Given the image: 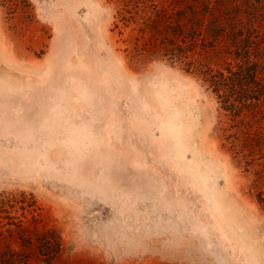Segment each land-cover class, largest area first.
Instances as JSON below:
<instances>
[{
  "label": "rangeland",
  "instance_id": "rangeland-1",
  "mask_svg": "<svg viewBox=\"0 0 264 264\" xmlns=\"http://www.w3.org/2000/svg\"><path fill=\"white\" fill-rule=\"evenodd\" d=\"M232 23L264 54V0H0V220L28 226L0 255L264 264V101L236 118L195 64L236 63Z\"/></svg>",
  "mask_w": 264,
  "mask_h": 264
},
{
  "label": "trees",
  "instance_id": "trees-1",
  "mask_svg": "<svg viewBox=\"0 0 264 264\" xmlns=\"http://www.w3.org/2000/svg\"><path fill=\"white\" fill-rule=\"evenodd\" d=\"M218 23L206 27L205 36L206 38L212 36L211 41L213 43L227 31L226 25ZM231 26L234 35L230 38L231 44L225 51L234 55L236 63L228 62L222 69L211 67L205 63L204 59H201L198 64L195 62V64L221 99L222 106L236 118L244 120L243 114L246 111H251L254 116L262 111V102L264 101V54L261 47V39L254 40L250 34L243 39L239 38V35H242V33L238 32L240 26L233 23ZM193 28L191 37L195 39L199 32L197 33V28ZM175 33L180 36L190 32H187L184 25L181 24L180 29ZM227 34L230 36L229 33ZM184 36H188V34ZM173 43L177 42L174 41ZM231 46H234V48ZM250 133L252 134V132ZM255 134L258 135L257 138H262V135H259L258 132ZM249 138H252V135ZM259 200L264 203V190L259 192ZM5 205V199H1L0 212L5 210ZM1 221L0 235L4 239L14 236L13 233L18 232V230V233L28 230V226L22 223L19 224L21 227L18 226L17 229L7 228L2 230ZM20 238H22L20 243L23 248L15 250L10 245H7L0 255V264H26L30 260L31 251L29 250L32 248L39 253L42 261L50 264L63 251L61 236L55 230H47L35 240L28 236Z\"/></svg>",
  "mask_w": 264,
  "mask_h": 264
},
{
  "label": "bare ground",
  "instance_id": "bare-ground-1",
  "mask_svg": "<svg viewBox=\"0 0 264 264\" xmlns=\"http://www.w3.org/2000/svg\"><path fill=\"white\" fill-rule=\"evenodd\" d=\"M23 69V68H22ZM28 70V69H27Z\"/></svg>",
  "mask_w": 264,
  "mask_h": 264
}]
</instances>
